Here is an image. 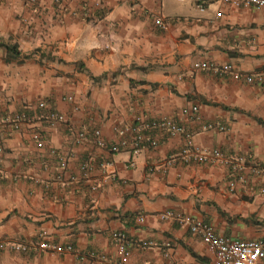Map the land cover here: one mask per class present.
<instances>
[{"label":"crops","instance_id":"crops-1","mask_svg":"<svg viewBox=\"0 0 264 264\" xmlns=\"http://www.w3.org/2000/svg\"><path fill=\"white\" fill-rule=\"evenodd\" d=\"M156 17L168 22L166 30ZM0 41L17 43L21 52L6 62L0 50V264H122L114 232L126 235L130 263L213 264V249L189 225L159 217L168 210L233 238L264 237V174L247 175L229 191L228 168L184 161L182 135L136 155L97 147L92 137L100 129L111 143L116 124L144 113L185 124L201 147L264 160V82L195 67L231 64L264 77V7L220 0H0ZM194 105L195 117L183 113ZM52 109L66 121L47 124L43 116ZM20 113L29 118L15 128L11 120ZM212 121L228 131L203 128ZM85 128L89 138L75 144V131ZM36 130L43 148L32 138ZM89 154L95 171L76 181ZM42 233L105 256L38 250Z\"/></svg>","mask_w":264,"mask_h":264},{"label":"built area","instance_id":"built-area-1","mask_svg":"<svg viewBox=\"0 0 264 264\" xmlns=\"http://www.w3.org/2000/svg\"><path fill=\"white\" fill-rule=\"evenodd\" d=\"M60 2V0H56ZM183 1V0H180ZM222 2L231 4L234 7H245L259 9L264 7V0H220ZM156 25L166 30L169 26L168 22L162 17H156ZM197 69L213 70L221 74L233 76L235 79H245L248 83L264 82L263 75H245L238 71L231 64L218 65L213 62L200 61L195 64ZM69 100L73 97L69 96ZM41 108H46L47 105L44 101L40 102ZM199 112L198 106H193L190 109H184L183 113L195 117ZM25 113H20L15 116L11 121L14 123L15 128H19L23 121L28 120ZM45 122L50 125L66 121V117L56 110H48L47 114L43 116ZM203 128L209 131H228V127L221 121L207 122ZM115 139L109 143L102 136L100 129H94L93 140L95 145L100 148L109 150L112 153L120 151H129L132 155L140 153L144 148L157 147L160 143L167 138L182 135L185 139V145L182 150V157L187 163L206 164L222 166L229 169L230 180L228 182L229 191L236 188L238 181H245L247 175L250 174H264V160H253L248 162L242 157H234L222 150L221 148L208 149L199 146L194 141V132L190 130L185 124L170 118V117H152L147 114L141 113L137 115L133 122L126 124H116L114 126ZM89 131L87 128L75 131L74 142L77 145L83 144L89 138ZM32 138L36 141L39 148L45 146V138L40 130L32 133ZM5 144L4 139L0 136V154L4 153ZM60 160L62 168H67V161L64 156L56 149L51 150ZM134 162L131 163L133 165ZM105 165L102 164V167ZM96 168V157L89 154L80 164V174L74 176L76 181L90 180ZM99 187V183L93 181L90 184V189L95 191ZM264 191V188L262 187ZM161 219H173L174 221L187 224L193 234L200 236L203 242L208 244L214 252L213 264H264V237L241 239L233 238L231 236L219 233L216 228L202 219L184 215L182 213L168 210L159 213ZM140 221L145 220V215L139 217ZM112 240L119 248V254L122 258V264H150L148 261H141L139 263H130V251L126 249V235L122 232H114L111 235ZM35 246L38 250L49 251L53 253H72L81 259H88L92 257L104 258L105 255L99 254L96 250H83L73 243L61 245L51 241L44 233L40 235V239ZM142 247H147L153 244L152 242L140 241L138 243ZM0 244V247H3ZM15 250L28 251L31 249L27 245L15 244Z\"/></svg>","mask_w":264,"mask_h":264},{"label":"trees","instance_id":"trees-1","mask_svg":"<svg viewBox=\"0 0 264 264\" xmlns=\"http://www.w3.org/2000/svg\"><path fill=\"white\" fill-rule=\"evenodd\" d=\"M2 49L6 51V62L16 61L21 56V52L19 51L17 43H13L10 41H0V50ZM19 62L22 61L19 60ZM93 78L96 79V77Z\"/></svg>","mask_w":264,"mask_h":264}]
</instances>
